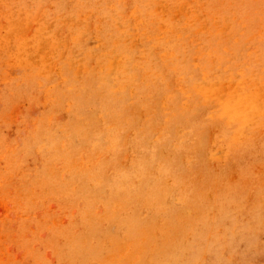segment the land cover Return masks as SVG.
I'll return each mask as SVG.
<instances>
[{"label":"rangeland","instance_id":"1","mask_svg":"<svg viewBox=\"0 0 264 264\" xmlns=\"http://www.w3.org/2000/svg\"><path fill=\"white\" fill-rule=\"evenodd\" d=\"M143 261L264 264V0H0V264Z\"/></svg>","mask_w":264,"mask_h":264},{"label":"bare ground","instance_id":"2","mask_svg":"<svg viewBox=\"0 0 264 264\" xmlns=\"http://www.w3.org/2000/svg\"><path fill=\"white\" fill-rule=\"evenodd\" d=\"M27 2V0H26ZM67 10V9H66ZM68 11V10H67ZM38 13V12H37ZM39 15V14H38ZM48 53V52H47ZM56 62V61H55ZM55 66V65H54ZM98 77H100V75H98ZM101 81L105 80V76L101 77L100 78ZM91 98H93V96H91ZM108 108L111 109L112 111H115L117 112L119 115H123V116H127L128 115V110H126V107L124 105V102L121 98L119 97H112L109 99V105H108ZM94 110H91L89 111L88 109H84V111H82V113L84 114L85 117H90V116H93L95 113L93 112ZM99 121V120H98ZM228 122H229V119H228ZM85 123V122H84ZM83 123V124H84ZM100 128V127H99ZM95 129V128H94ZM174 128H169L168 131H169V134L172 135V130ZM73 136V135H72ZM171 138H173V135L171 136ZM232 141V140H231ZM231 145H232V142H230ZM85 145V144H84ZM66 147V146H65ZM83 149V148H82ZM196 152L193 154L194 157L202 162L205 158H207L208 155H212V157L215 155V153H212L210 151H207V148L205 145H198L196 146ZM80 153V152H79ZM12 158H10V161L12 162H17L18 161V157L16 154H13L11 153V156ZM204 164V163H203ZM202 164V165H203ZM85 169V168H84ZM82 192H87V194L89 195V197H95V193L93 191H91L90 189H88L86 191L85 189V185H83L82 183L80 184V188L78 190L77 193H82ZM160 196H164L163 194H159ZM80 199H82V194L79 196ZM165 198H160L158 201H162L164 200ZM170 221H167V223H169ZM143 224L142 223H138V226H140V230L137 229V230H132L131 227H129L128 225L125 226V227H122L121 226V230L120 232L125 236H130L133 238V241L135 242L134 245H135V248L140 252L138 253L141 254V251L142 250H146L147 248V237L145 236V229L143 228L142 226ZM164 233L166 235V239L165 241L168 239V235H170L165 229H164ZM137 236V237H136ZM174 242V241H173ZM164 247V246H163ZM163 250V249H162ZM97 251V250H96ZM144 264H146L147 262L143 261Z\"/></svg>","mask_w":264,"mask_h":264}]
</instances>
